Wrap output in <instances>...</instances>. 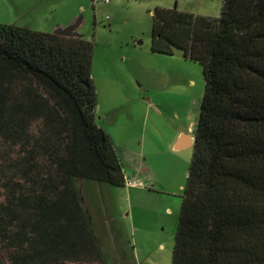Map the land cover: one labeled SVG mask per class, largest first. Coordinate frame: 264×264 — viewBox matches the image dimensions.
I'll list each match as a JSON object with an SVG mask.
<instances>
[{
    "label": "trees",
    "instance_id": "obj_1",
    "mask_svg": "<svg viewBox=\"0 0 264 264\" xmlns=\"http://www.w3.org/2000/svg\"><path fill=\"white\" fill-rule=\"evenodd\" d=\"M152 20L150 49L183 51L204 79L170 264H264V0ZM93 50L0 23V264H105L81 183L126 177L96 123Z\"/></svg>",
    "mask_w": 264,
    "mask_h": 264
},
{
    "label": "rangeland",
    "instance_id": "obj_2",
    "mask_svg": "<svg viewBox=\"0 0 264 264\" xmlns=\"http://www.w3.org/2000/svg\"><path fill=\"white\" fill-rule=\"evenodd\" d=\"M222 4L223 0H0V23L57 34L73 30L92 41V78L108 79L128 94L129 103L143 104L146 115L132 121L136 129L130 132L136 133L138 127L139 139L145 131V139L160 140L179 128L193 134L204 79L201 65L183 51L165 55L150 49L152 13L156 7L176 6L198 16L217 17ZM96 87L99 124L107 85ZM129 143L116 145L123 171L126 178L143 182V187L82 181L83 204L90 212L105 264H170L192 148L172 155L162 153L158 144L150 151L145 143L147 159L151 154L164 158L155 159L158 169L151 172L141 169L145 161L137 153L136 142Z\"/></svg>",
    "mask_w": 264,
    "mask_h": 264
},
{
    "label": "crops",
    "instance_id": "obj_3",
    "mask_svg": "<svg viewBox=\"0 0 264 264\" xmlns=\"http://www.w3.org/2000/svg\"><path fill=\"white\" fill-rule=\"evenodd\" d=\"M26 27L29 26H25V28ZM30 29L36 30L38 28H30ZM73 33L77 35L75 31H73ZM93 80L95 86L96 85L98 86V83L100 84L104 83L105 85H107L105 89L106 98L103 104L104 108L102 109L101 113L98 115L99 117L97 119L100 121L98 125L102 127L113 138L114 146L119 158L121 157V155L118 152L116 145H118V143L120 142H127V144H130L129 142L134 141V143L136 142V145L139 148V152H137L138 155L142 157V159L144 158L143 161H145L144 162L145 164L141 165V169L147 168V170L154 172V169H158L157 168L158 163L155 161V159L158 158L164 159V158L161 157L160 154L157 155L151 154L150 155L151 160L149 159V157L147 159L145 152V147H146L145 143H147L146 148H149L150 151L153 150V147L158 148L157 146L161 145L163 147V148L160 147L163 150L162 153L167 152L172 155L180 154L182 152L188 153V150L192 148L193 134H189L187 131L181 128L176 130H170L168 132V137L164 139L161 138L160 140L150 137L145 139V131H143L144 137L139 139L140 132L138 130V127L136 133L130 132V128L136 129V127L134 126L136 124L132 121L134 119L139 120L140 117L142 116L144 117L146 115V110L144 109L143 104L136 107L134 103L137 100H133L131 103H129L131 101V98L128 96V94L123 93L124 91L121 90V88L119 87L115 88L112 84H110L108 79H102V77H99L96 80L95 79ZM125 117H130V118L125 119ZM143 122L144 124L142 123V125H143V129L145 130L146 129L145 121L143 120ZM124 130H126V132L122 136L121 133H123ZM149 141H152L155 144V146L153 144L151 145ZM127 188H135V187L127 186Z\"/></svg>",
    "mask_w": 264,
    "mask_h": 264
},
{
    "label": "water",
    "instance_id": "obj_4",
    "mask_svg": "<svg viewBox=\"0 0 264 264\" xmlns=\"http://www.w3.org/2000/svg\"><path fill=\"white\" fill-rule=\"evenodd\" d=\"M68 32V33H67ZM74 34L73 30H61L59 31L58 34H66V35H70V34ZM57 34V33H56ZM57 264H101V263H94V262H83V261H79V262H59Z\"/></svg>",
    "mask_w": 264,
    "mask_h": 264
},
{
    "label": "built area",
    "instance_id": "obj_5",
    "mask_svg": "<svg viewBox=\"0 0 264 264\" xmlns=\"http://www.w3.org/2000/svg\"><path fill=\"white\" fill-rule=\"evenodd\" d=\"M125 186H129V187H139L142 188L143 187V182L141 181H136L134 179H125L124 181Z\"/></svg>",
    "mask_w": 264,
    "mask_h": 264
}]
</instances>
